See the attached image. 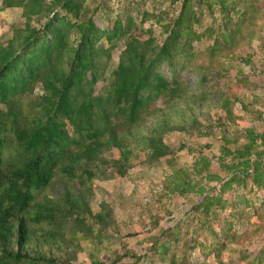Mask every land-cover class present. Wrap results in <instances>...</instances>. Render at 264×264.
Listing matches in <instances>:
<instances>
[{"label": "trees", "instance_id": "trees-1", "mask_svg": "<svg viewBox=\"0 0 264 264\" xmlns=\"http://www.w3.org/2000/svg\"><path fill=\"white\" fill-rule=\"evenodd\" d=\"M181 4L175 16L146 10L140 20V16L124 19L122 13L114 18L107 14L104 25L96 17L109 8L108 0H65L63 11L45 22L43 0H0V17L3 10L17 7L38 15L39 23L0 43V264H67L68 254L77 255L89 243L102 245L115 220L108 203L103 201L94 212L90 202L92 183L105 177V166L126 175L135 166L138 151L149 163L171 154L165 141L168 132H202L214 126L210 117L203 120L199 114L176 120L175 108L185 102L189 112L207 102L215 91L211 81L229 70L215 54L228 56L246 38L260 36L264 0ZM149 17L157 18L162 27L161 43L152 25L143 26ZM119 40L124 49L109 70L112 44ZM206 41H212L205 48L210 62L193 69L198 73L193 88L183 71L194 62L197 46ZM181 55H188L187 61L180 62ZM243 60L250 64L252 55ZM166 64L169 72L164 71ZM38 87L43 91L39 99L25 104L26 96ZM222 92L218 105L229 120L239 97L231 96L228 85ZM226 127L223 122L219 125L217 161L225 175L212 171V159L200 153L190 168L175 169L162 193L195 196L201 226L209 227L212 241L208 246L199 239L194 243L206 248V255L212 252L215 264H228L223 249L238 237L235 224L264 217V127H248L233 135ZM112 149L119 151L117 158H107ZM233 190L239 191L236 200L223 198ZM217 210L228 215L221 235L210 225ZM169 230L151 249L161 264H206L193 262L187 248L180 250L174 244L179 224ZM194 248L190 245L188 251L193 253ZM89 256L97 262L93 250ZM126 257H133L135 264L144 260V255L126 250L110 255L108 264H124Z\"/></svg>", "mask_w": 264, "mask_h": 264}, {"label": "rangeland", "instance_id": "rangeland-1", "mask_svg": "<svg viewBox=\"0 0 264 264\" xmlns=\"http://www.w3.org/2000/svg\"><path fill=\"white\" fill-rule=\"evenodd\" d=\"M43 1L46 7L45 15L41 20L43 22L52 17L54 12L61 11L65 2V0ZM97 1L99 3L102 0H94V3ZM108 1L109 8L101 9L96 17V20L104 25L108 23L107 14L114 18L117 13H122L124 19L128 15L136 18L140 16V20L142 11L146 10L149 13L158 14L167 11L168 14L163 13V17L175 16L180 11L183 0ZM37 16L17 7L3 10L0 17V43L15 38L18 31L27 29L28 26L38 25ZM156 20L157 18L149 17L143 26L147 29L152 25L153 35L157 42L161 43L165 35L162 33L161 25L157 24ZM211 43L212 41H206L202 45H198L197 51L199 53L194 59H191L194 62L183 71L190 87H197L198 73L193 69H196V66L201 62L209 65L210 59L207 60L206 58L207 51L205 48ZM112 46L109 70L119 62L121 51L124 49V41H116ZM239 47L228 56L221 53L215 54L222 67H229V70L218 81L216 79L211 81L215 85V91L209 94L210 98L202 107H196V109L185 112V102H179L178 107L175 108L178 112L175 119L179 121L187 120L194 114H199L203 120H209L210 117L215 122L214 126L210 129L203 128V131L210 130L209 134H202L203 131L189 133L187 130L168 132L165 135V141L171 147L172 152L167 157L149 163L145 153L138 151L133 160L135 166L126 175H119L115 168L105 166V177L93 181L91 208L97 212L103 201L108 203L115 223L108 230V237L105 238L102 245L89 243L87 249L81 250L77 255L68 254L69 256L65 258L69 261L67 264H108L111 261L110 255L124 253L126 250L144 255V260L142 259L138 264H161L158 256L154 254V250H151L154 247L153 243L159 239H165L166 234L171 232L169 229L178 224L181 226V230L178 231L179 234L176 236L174 244L179 249L187 248L186 254L193 262L205 261L206 264H215L212 252H208L206 255L204 253H207L206 248L202 249L200 244H195L196 239L203 241L206 246L210 245L212 241L209 227L202 228L201 226L202 216L194 207L195 196L191 194L180 197L169 193L163 195L162 193H164V184L168 177L175 172V169L190 168L194 157L200 153L212 159V171L225 175L217 162L221 154L220 137L222 133L219 128L220 123L227 124L226 128L230 132L229 134L244 131L248 127L258 129L264 127V27L260 36L255 35L250 39L246 38L244 44ZM248 53L252 55L253 59L250 64L243 60V57ZM187 56L181 55L179 57L181 58L180 62L187 61ZM240 70L243 73L237 75ZM164 71H170L168 64L164 66ZM227 85L230 87L231 96L239 97V101L233 106V118L229 120L226 113L218 105L224 95L222 91ZM42 92L41 88L38 87L34 94L26 96L25 104L38 100ZM183 116H185L184 119ZM158 117L157 115L151 116L147 120L146 126H149ZM239 141L240 143L244 142V138H240ZM106 156L107 158H117L119 151L112 149ZM218 192L219 190L216 193ZM237 193H239L238 190L229 191L223 195V198L236 200ZM227 217L226 212L217 210L213 221L210 222V225L218 231L219 235L226 229ZM235 225L238 237L225 246L223 258L228 264H264V217L261 219L255 217L251 222H246L244 219ZM164 232L166 233L163 234ZM190 245H195L193 253L188 251ZM89 250H93L97 255V262H92ZM121 263L135 264L133 257H126ZM164 264L170 263L167 261Z\"/></svg>", "mask_w": 264, "mask_h": 264}]
</instances>
